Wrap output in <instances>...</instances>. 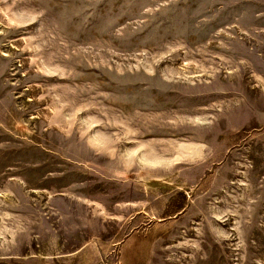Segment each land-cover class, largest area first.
Instances as JSON below:
<instances>
[{"label": "rangeland", "instance_id": "rangeland-1", "mask_svg": "<svg viewBox=\"0 0 264 264\" xmlns=\"http://www.w3.org/2000/svg\"><path fill=\"white\" fill-rule=\"evenodd\" d=\"M0 264H264V0H0Z\"/></svg>", "mask_w": 264, "mask_h": 264}]
</instances>
